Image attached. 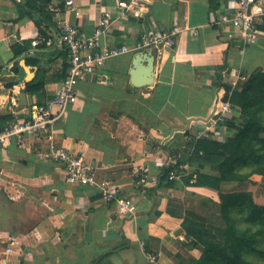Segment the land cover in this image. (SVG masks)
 <instances>
[{
  "label": "crops",
  "instance_id": "crops-1",
  "mask_svg": "<svg viewBox=\"0 0 264 264\" xmlns=\"http://www.w3.org/2000/svg\"><path fill=\"white\" fill-rule=\"evenodd\" d=\"M152 1L149 14L138 20L123 15L116 0H53L58 9L51 16L53 26L41 25L51 42L19 57L23 80L12 88L6 87L12 74L3 72L0 128L15 119L12 95L18 101L20 93L26 96L27 105L15 109L24 120L31 105L46 103L60 86L68 60L60 42L61 22L90 37L98 22L109 17L114 24L102 45L129 48L147 30L182 28L176 46L156 56L152 86L132 84L137 53L111 58L78 84L77 101L56 124L53 142L25 137L0 146V264H184L200 255L182 227L184 214L209 216L220 193H229L224 187L230 183L221 191L181 181L167 189L159 185L162 167L171 161V150L185 147L188 130L193 136L201 129L197 121L212 115L226 86L264 71V38L243 47L239 39L227 37L230 26L211 22V0ZM235 1L213 0L214 9L219 14ZM256 27L264 33V17ZM39 35L33 18L17 3L0 0V67L14 59L13 44L24 46ZM39 76L45 83L42 92H27L26 83ZM53 146L81 157L94 168L96 181H111L133 202L132 213L120 214L98 188L71 185L63 167L46 156ZM145 169L149 181L140 188L136 181ZM186 169L218 176L209 165L200 169L194 163Z\"/></svg>",
  "mask_w": 264,
  "mask_h": 264
},
{
  "label": "trees",
  "instance_id": "trees-1",
  "mask_svg": "<svg viewBox=\"0 0 264 264\" xmlns=\"http://www.w3.org/2000/svg\"><path fill=\"white\" fill-rule=\"evenodd\" d=\"M13 1L18 4L23 14L33 18L40 29L39 36L49 38L48 34L41 30V25L53 26V12L49 10V7L53 6V0H28L26 3ZM217 17L218 12L211 0V22L214 23ZM46 44L42 43L37 47H32L31 42H25L24 46L16 43L12 45L14 59L8 66L0 67V78L3 72L12 74L6 87L12 88L23 80L24 72L17 61L19 57L24 58L30 47L38 48ZM37 62L35 60L34 64ZM27 64H30V61L27 60ZM67 67L66 62L63 79ZM44 84V78L39 76L36 80L26 83V90L31 94H38L42 92ZM226 91V99L238 110L242 125H236L235 117L229 120L226 126L231 136L222 142L212 138L197 140L188 130L185 133V147L170 151L171 163L162 167L160 186L174 189L181 181L185 186L221 191L223 184H239L253 175L262 176L264 179V71L250 73L239 88L231 92L230 86H226ZM205 154L206 157H200ZM194 163H197L200 169H206L207 165L214 167L218 176L204 174L200 170L189 173L185 167ZM247 169L248 172H242ZM171 172L181 177L171 178ZM217 207L221 225L215 223L212 217L199 215L194 211L185 212L182 227L191 247L200 250V255L184 264H243L245 253L253 248L257 237L264 234V206L255 203L249 193L221 192ZM237 208L245 212V228H239L238 220L231 215ZM253 225L259 226V230L253 232L250 229Z\"/></svg>",
  "mask_w": 264,
  "mask_h": 264
},
{
  "label": "built area",
  "instance_id": "built-area-1",
  "mask_svg": "<svg viewBox=\"0 0 264 264\" xmlns=\"http://www.w3.org/2000/svg\"><path fill=\"white\" fill-rule=\"evenodd\" d=\"M71 3L72 1H68V5ZM115 3L123 15L142 20L149 14L153 1L116 0ZM49 10L51 12L58 11L54 6H50ZM263 17L264 0H236L232 6L226 7L223 12H219L213 25L218 28L230 26L231 30L226 32V36L239 39L243 47H250L260 43L264 38V33L256 27L257 19ZM113 24V19L102 18L98 22L94 34L86 37L83 36L77 26L60 23V42L68 52L66 76L49 101L44 104H33L27 109L24 120L16 117L15 109L19 107L17 97L12 95L9 98L15 119L5 127L0 128V146L6 147L12 141L25 137H42L53 142L56 124L65 115L68 108L77 101V86L80 82L87 80L91 74L102 68L107 60L122 54L151 50L157 56L165 48L173 49L182 30L180 27H174L167 31L147 30L143 33L140 43L133 48L102 45V38L110 32ZM195 34H198L197 30H195ZM49 42H51L50 38L39 36L32 41V47ZM245 80L246 77L244 76L234 80L229 85L231 92L239 88L240 82H245ZM226 95V90L223 91V94L218 95L211 117L205 119L201 129L193 135L197 140L203 138H212L221 142L226 140L231 136L226 124L233 117L236 118L237 126L242 125L238 110L226 99ZM52 149L46 156L63 167L67 181L71 185L98 188L103 200L115 204L120 214L129 216L132 213L133 202L121 196L120 189L111 181H96L94 168L87 165L81 157L64 148L56 149L53 146ZM170 163L171 161L165 166L170 165ZM170 177L180 178L181 175L171 172ZM148 181L149 176L145 169L136 181V185L141 188Z\"/></svg>",
  "mask_w": 264,
  "mask_h": 264
},
{
  "label": "rangeland",
  "instance_id": "rangeland-1",
  "mask_svg": "<svg viewBox=\"0 0 264 264\" xmlns=\"http://www.w3.org/2000/svg\"><path fill=\"white\" fill-rule=\"evenodd\" d=\"M200 157H206L205 155H200ZM249 170H242V172H248ZM226 192H246L249 193L255 203L264 206V179L262 176L253 175L251 178L245 182L239 184L226 185L224 187ZM232 217L238 220L239 228H245L246 224L243 222V218L245 216L244 211H240V209H235L231 213ZM208 217H212L215 223L221 225V218L219 215L218 207H214V209L210 212ZM259 226L253 225L250 227L253 232L259 230ZM243 264H264V234L257 237V240L252 249L244 255V263Z\"/></svg>",
  "mask_w": 264,
  "mask_h": 264
},
{
  "label": "water",
  "instance_id": "water-1",
  "mask_svg": "<svg viewBox=\"0 0 264 264\" xmlns=\"http://www.w3.org/2000/svg\"><path fill=\"white\" fill-rule=\"evenodd\" d=\"M155 62L156 54L153 51L147 50L137 53L133 62L132 71L130 73L133 86L142 88L152 86L154 84ZM25 70L27 72V80H30L33 75L27 66H25ZM19 103L21 106L27 105V99L24 93L19 94Z\"/></svg>",
  "mask_w": 264,
  "mask_h": 264
}]
</instances>
